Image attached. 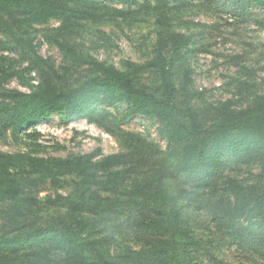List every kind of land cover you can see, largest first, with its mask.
<instances>
[{"label":"trees","instance_id":"trees-1","mask_svg":"<svg viewBox=\"0 0 264 264\" xmlns=\"http://www.w3.org/2000/svg\"><path fill=\"white\" fill-rule=\"evenodd\" d=\"M81 1L0 0V33L13 42L28 63L27 68L19 72H13V67L5 70L0 66L3 74L0 75V120L4 122L0 134L8 129L23 132L55 114L86 120L112 135H117L118 127L134 115L154 118L161 123V133L171 151L180 157L179 169L191 175V183L198 193L194 199H189V204L182 206L180 195L158 186L155 178H151V184L136 182L129 186L131 174L137 168L131 151L141 146L132 134H128L127 141L130 153L101 158L99 150L66 158L0 151V204L7 206L6 221L15 225L13 235L9 234V227L0 234V264H55L49 256L52 252L66 255L74 264H199L194 263L191 255L193 248L199 246L197 242L209 243L207 255L210 257L206 264H237L229 260L225 252L216 255L211 249L215 245L219 250L223 247L231 251L233 246L251 254V250H255L264 263V165L257 184L232 178L225 180V196L231 201L230 208H220L217 202L213 205L204 199L205 196L219 198L218 173L229 161L243 162L254 155L264 159V94L256 96L246 108H235L232 100L218 103L213 107L212 122L206 125L207 119L197 108L176 100L179 90L171 61L162 54L153 57L146 66L128 63L129 69L122 71L57 38L64 34L55 36L54 44L65 56L87 65L91 73L74 87L55 84V67L41 55L30 30L52 19L64 20L67 26L78 16L96 19L106 16L96 13L97 10L80 12L72 8V5L78 7ZM160 1L167 4L170 0ZM253 1L264 9V0ZM261 26L264 28V21ZM171 38L176 54L181 53L182 46L189 41L184 35L172 34ZM145 68L152 69L158 76L160 94L137 81V75ZM6 72L19 79L27 73L34 80L39 78V83L29 92L11 89L4 85ZM183 76L187 87L192 82L191 69L184 68ZM118 102L129 107L124 117L102 109ZM62 174L77 178L74 192L48 201L66 206L71 219L64 224L40 226L34 214L36 196L27 192V188L42 179L56 182ZM202 191L208 195L200 193ZM129 209L149 214L138 226L157 233L160 238L140 250L128 249L126 258L120 261L109 245L93 239L92 235L104 217L123 214ZM189 210L193 214L201 213L213 237L205 233V239L196 240L193 225L185 215ZM256 220L261 221L258 227ZM245 223L251 224L246 226ZM26 246L31 250L24 256L8 257Z\"/></svg>","mask_w":264,"mask_h":264},{"label":"rangeland","instance_id":"rangeland-1","mask_svg":"<svg viewBox=\"0 0 264 264\" xmlns=\"http://www.w3.org/2000/svg\"><path fill=\"white\" fill-rule=\"evenodd\" d=\"M72 8L80 12L87 9L94 13L97 10L96 13L106 16L98 19L78 16L67 26H64V20L52 19L30 30L41 55L54 65V83L61 87L77 86L91 73L87 65L65 56L54 44V37L64 34V37L57 38L74 45L79 52L115 65L122 71L129 69L128 63L146 66L153 57L162 54L171 61L174 81L179 90L176 100L197 108L200 115L207 119L206 125L212 122L213 107L218 103L232 100L235 108H246L256 96L264 94V28L261 26L264 9L253 0H170L167 4L160 0H83L78 7L72 5ZM172 34L189 38L182 46L181 53L175 52ZM0 47L5 48L0 50V66L5 70L13 67V72H19L27 68V61H24L13 42L1 33ZM184 68L191 69L192 82L187 87ZM9 74L6 72L4 75V85L11 89L29 92L39 83V78L34 80L27 73L22 74V79ZM0 75L2 77L3 74ZM137 81L157 94L161 93V82L152 69L145 68L137 75ZM102 109L121 118L127 115L129 107L118 102ZM3 125L4 122L0 120V128ZM118 128V134L112 135L86 120H72L55 114L23 132L12 129L4 131L0 134V151L66 158L99 150L101 158L130 153L127 141L128 134H132L141 146L131 151L134 152L131 159L137 168L131 174L129 186L136 182L151 184V178H155L158 186L167 187L172 193L180 195L179 204L182 206L197 196L191 175L179 169L180 157L171 151L158 120L134 115ZM263 165L264 159L257 155L243 162L229 161L218 173L216 185L219 198L205 196L204 199L210 200L213 205L217 202L220 208H230L231 201L225 196V180L232 178L257 184ZM58 179L56 182L42 179L32 188H27V192L36 196L34 214L40 226L64 224L71 219V212L66 206L53 205L48 199L73 193L77 178L62 174ZM200 193L208 195V192ZM6 209V205L0 204V234L5 227H9L8 232L13 235L15 225L6 221ZM189 211L185 215L188 223L193 225L196 240L205 239V233L213 237L206 229L201 213ZM147 216L149 214L129 209L123 214L104 217L92 238L109 245L116 258L123 261L128 249L137 251L158 242L160 237L157 233L138 226L140 220ZM260 223V220H256L255 226H260ZM250 224L245 223L246 226ZM197 244L199 246L191 251L194 263H208L209 243ZM216 247H211L216 255L225 252L224 255L237 264L241 261L242 264H264L255 250H251V254L237 246H233L231 251ZM30 250L26 246L16 255H7L15 258L24 256ZM49 256L55 264H74L71 258L59 252H52Z\"/></svg>","mask_w":264,"mask_h":264}]
</instances>
